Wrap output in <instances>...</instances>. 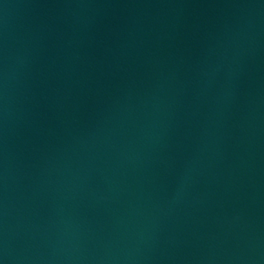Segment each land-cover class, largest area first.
<instances>
[{
  "label": "water",
  "instance_id": "95a60500",
  "mask_svg": "<svg viewBox=\"0 0 264 264\" xmlns=\"http://www.w3.org/2000/svg\"><path fill=\"white\" fill-rule=\"evenodd\" d=\"M0 264H264V0H0Z\"/></svg>",
  "mask_w": 264,
  "mask_h": 264
}]
</instances>
